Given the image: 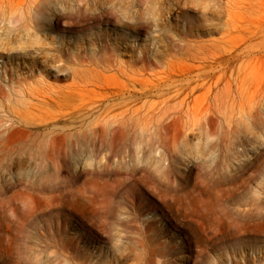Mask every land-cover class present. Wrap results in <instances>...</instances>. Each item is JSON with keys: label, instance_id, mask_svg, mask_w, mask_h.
<instances>
[{"label": "rangeland", "instance_id": "374dc122", "mask_svg": "<svg viewBox=\"0 0 264 264\" xmlns=\"http://www.w3.org/2000/svg\"><path fill=\"white\" fill-rule=\"evenodd\" d=\"M1 90L0 264H264V0H0Z\"/></svg>", "mask_w": 264, "mask_h": 264}, {"label": "bare ground", "instance_id": "6f19581e", "mask_svg": "<svg viewBox=\"0 0 264 264\" xmlns=\"http://www.w3.org/2000/svg\"><path fill=\"white\" fill-rule=\"evenodd\" d=\"M25 2H26V1H25ZM25 2H23V3L21 2L19 8H24V7L27 5V4H25ZM40 3H41V2H40ZM42 4H43V3H42ZM28 5H30V4H28ZM28 5H27V6H28ZM37 5H38V4H37ZM30 6H31V5H30ZM0 94H4V95H5L6 93H5L4 90H1V91H0ZM10 127H11V126H10ZM19 257H20V256H19ZM22 258H23V257L19 258V260H21V262H22L23 264H35L32 260H29V259H28V256H27L25 259L23 258L24 260H22Z\"/></svg>", "mask_w": 264, "mask_h": 264}]
</instances>
